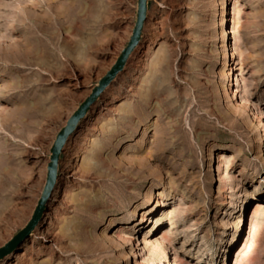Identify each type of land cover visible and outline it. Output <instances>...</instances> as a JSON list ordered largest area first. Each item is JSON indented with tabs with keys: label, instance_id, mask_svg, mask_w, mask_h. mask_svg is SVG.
I'll use <instances>...</instances> for the list:
<instances>
[{
	"label": "rangeland",
	"instance_id": "1",
	"mask_svg": "<svg viewBox=\"0 0 264 264\" xmlns=\"http://www.w3.org/2000/svg\"><path fill=\"white\" fill-rule=\"evenodd\" d=\"M137 10L0 0V248ZM138 46L70 136L43 224L2 264H264V0H149Z\"/></svg>",
	"mask_w": 264,
	"mask_h": 264
},
{
	"label": "water",
	"instance_id": "2",
	"mask_svg": "<svg viewBox=\"0 0 264 264\" xmlns=\"http://www.w3.org/2000/svg\"><path fill=\"white\" fill-rule=\"evenodd\" d=\"M148 6L149 0H138L137 19L133 30V35L129 43L120 54L116 64L107 73V75L102 78L98 86L94 88L92 94L74 112V114L68 120L66 126H64L57 135L56 140L51 149V157L50 162L48 164L47 181L42 196L38 202V206L34 212L32 219L25 227V229L20 232L16 239H19L25 235H29L36 228V225L38 224L42 213L45 210L51 191L53 190L54 185L56 184L61 155L64 152L65 146L70 136L76 130L79 122L86 116L93 103L99 98V96L117 77V75L122 72L128 62L130 55L135 50L136 46L140 43L143 34L144 24L148 17ZM15 240L9 242L6 246L0 248V258H2L6 253L12 250L15 244Z\"/></svg>",
	"mask_w": 264,
	"mask_h": 264
},
{
	"label": "bare ground",
	"instance_id": "3",
	"mask_svg": "<svg viewBox=\"0 0 264 264\" xmlns=\"http://www.w3.org/2000/svg\"><path fill=\"white\" fill-rule=\"evenodd\" d=\"M139 48H140V46H136V48H135V53H137L138 51H139ZM133 51V52H134ZM133 54V53H132ZM130 55V56H133V55ZM130 58V57H129ZM116 64V63H115ZM114 64V65H115ZM112 69V68H111ZM10 88L11 87H9V85H8V83H4L2 86H0V90H10ZM218 160H220V155L218 154ZM58 178V177H57ZM57 182V181H56ZM56 185V184H55ZM55 185H54V187H55ZM54 189V188H53ZM53 198H54V193H53V190L51 191V194H50V196H49V199H50V201L51 200H53ZM48 199V200H49ZM49 201V202H50ZM47 203H48V201H47ZM47 205V204H46ZM38 206V205H37ZM37 208V207H36ZM36 210V209H35ZM35 212V211H34ZM43 213H44V211H43ZM43 213H42V215H43ZM46 214H47V212H46ZM33 215H34V213H33ZM33 217V216H32ZM32 219V218H31ZM30 222V221H29ZM28 222V223H29ZM43 222H44V216L42 217L41 216V218H40V220H39V222H38V224L36 225V227L37 226H40V225H42L43 224ZM28 225V224H27ZM14 249V248H13ZM16 255H17V250H13L12 252H10L8 255H6V257L4 258V259H2V261H0V264H2L3 262H5V261H9V260H11V259H13L14 257H16Z\"/></svg>",
	"mask_w": 264,
	"mask_h": 264
}]
</instances>
